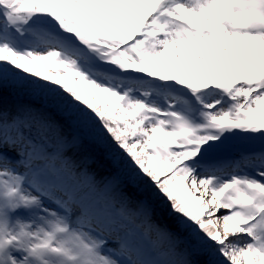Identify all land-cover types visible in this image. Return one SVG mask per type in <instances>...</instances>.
Instances as JSON below:
<instances>
[{"label": "rangeland", "instance_id": "rangeland-1", "mask_svg": "<svg viewBox=\"0 0 264 264\" xmlns=\"http://www.w3.org/2000/svg\"><path fill=\"white\" fill-rule=\"evenodd\" d=\"M33 1L66 10L80 24L93 18L89 35L124 41L123 47L99 51L70 43L79 52L63 46L53 30L37 43L10 50L8 30L18 21V28H27L30 17L22 11L30 12L26 6ZM169 1L0 0V63L10 58L24 66L20 98L50 107L47 93L57 91L67 103L64 116L78 114L116 133L114 150L107 154L116 181L135 187L141 177L152 178L184 210L182 220L196 238L190 250L210 251L222 264H264V147L251 149L256 136H264V14L255 15L251 1H244L235 9L231 36L211 34L199 44L204 30L182 7L167 11ZM217 1L204 6L218 15L204 16L210 27L224 20L225 8L216 7ZM217 36L226 39L214 41ZM113 61L136 76L98 69ZM21 112L32 126L40 120L29 115L28 106ZM41 125L55 140L56 127ZM29 156L23 148L0 144V264H151L149 249L141 252L143 246H135L126 230L100 217V226L92 223L94 215L78 206L87 202L80 195L53 199L48 190L46 195L32 189L31 169H39L40 161ZM249 184L256 189L249 190ZM118 202L128 198L121 194ZM215 218L226 232L203 234ZM149 236L152 241L155 232ZM162 247L167 250L166 243Z\"/></svg>", "mask_w": 264, "mask_h": 264}, {"label": "trees", "instance_id": "trees-1", "mask_svg": "<svg viewBox=\"0 0 264 264\" xmlns=\"http://www.w3.org/2000/svg\"><path fill=\"white\" fill-rule=\"evenodd\" d=\"M38 3L33 1L32 6H26L30 12L22 11L23 15L30 17L26 29L17 27L20 21L14 24L15 27L10 26L7 43L10 50L37 43L41 36L53 30L56 35H61L63 46L79 52L82 51L80 47L70 43L78 42L100 51L108 46H121L124 42H112V38L107 40V35L100 40L89 35L93 18L87 24H80L79 19L69 15L68 11ZM25 72L22 64L12 62L10 58L0 63V144L9 146L16 143L28 151L29 160L40 161V168L43 167L41 159L47 161L41 172L34 175L40 191H50L51 198L56 195L53 190L58 188L70 198L80 195L81 201L87 200L82 207L88 209L90 215L92 212L115 228L126 230L127 234L134 229L133 242L135 246H143L141 252L149 249L151 264H177V259L181 264H222L210 251L201 248L195 251L192 247L191 252L189 245L196 244V238L182 220L184 210L177 202L164 196L152 178L144 177L141 191L116 181L115 170L103 157L100 146L114 148L116 133L106 131L102 124L82 116L70 122L55 106L45 108L35 101L19 100L4 93L20 83ZM132 76H136V72L131 71ZM50 95L51 98L62 96L57 91ZM23 106L30 108V116H39L40 120L34 126L22 114ZM42 122L56 127L55 140L43 132ZM10 128L14 129L13 134L9 132ZM35 137L36 144L33 141ZM81 186L87 188L85 194L77 191ZM121 194L128 198L125 204L118 202ZM135 218L142 225L135 222ZM151 232H155V237L149 241ZM161 243L167 244L166 251Z\"/></svg>", "mask_w": 264, "mask_h": 264}, {"label": "bare ground", "instance_id": "bare-ground-1", "mask_svg": "<svg viewBox=\"0 0 264 264\" xmlns=\"http://www.w3.org/2000/svg\"><path fill=\"white\" fill-rule=\"evenodd\" d=\"M211 1L212 0H172V1H169L168 3H170L169 5H167V11L171 10L172 8L174 7H178L180 9V7H182L185 11V13L188 15L189 14V17L191 19H194V23H196L197 28H200L204 30V34L203 35H199V44H201L202 42L206 43V38L208 36H210L211 34L212 35H225L226 37H229L231 36L232 32H230V29L232 28V20L235 19V9H238L240 10L241 9V5L243 4V2H249L251 1L252 3V6L249 8L250 10H253L255 15L259 16L262 15L264 13V10L262 8V2L261 0H236L234 1L233 3L237 2V5L236 6H232L231 4H229L226 0H218L217 2L219 3V6L216 5V7L222 9L225 8L223 11L225 13V16H224V20L223 22L219 23V24H215L214 26L212 25V27H210L204 20V16H214L216 15V12L214 11L215 14H213L212 12V9H211ZM232 3V4H233ZM205 5H210L209 9L208 8H205L204 6ZM222 5V6H221ZM186 8H184V7ZM208 10V12H206ZM199 13L200 15L202 14V16H199L197 15L196 13ZM222 11V12H223ZM212 12V13H211ZM253 15V13H252ZM194 17V18H193ZM216 17H218V15H216ZM192 21V20H191ZM221 24V25H220ZM217 36L214 41H217L219 39H226L222 36L219 37ZM249 38H251L252 36H248ZM242 38H239L238 40H241ZM246 40V39H245ZM247 43H249L248 40H246ZM256 185L255 184H249L248 185V188L249 190H254L256 189ZM262 191H264V189H262ZM205 203H208V202H205ZM205 203L203 201H199V205L201 206H204ZM82 208V207H81ZM217 228H221L223 229V231L226 232V226L224 224V222H221L220 220L218 219H213V220H208V225L202 230L204 231L203 234L207 235L213 231H215ZM224 232V236H226L227 234Z\"/></svg>", "mask_w": 264, "mask_h": 264}, {"label": "water", "instance_id": "water-1", "mask_svg": "<svg viewBox=\"0 0 264 264\" xmlns=\"http://www.w3.org/2000/svg\"><path fill=\"white\" fill-rule=\"evenodd\" d=\"M128 44H129V42H128ZM121 47H123V46L121 45ZM98 69L100 71H102V72L107 73V74H111V75H115V76H120V77H123V78H126V77H128L130 75V72L127 69H125L117 61L101 63V64L98 65ZM24 76L25 75L23 74V79H22V81L20 83L18 82L17 85L12 86L10 89H7V91H5L4 93H7V94H9V96L14 97V98H17L19 100H26V101H32V102L35 101V102H37L38 104H40L41 106H43L45 108H53L55 106L58 109V111L60 112L61 116L64 117V118H67L68 120H70V122H73L74 120L80 119L79 118L80 115H78V114H71V115H68V116H64L62 113H63L64 106L67 103H65V101H63L62 99H60L58 97L51 98V95H50L49 92L47 93V98L50 100V102L52 101L51 102L52 105L50 107H47V106L42 105L40 99H33V98H30V97L20 98V92L23 89L24 81H25L24 80ZM255 139H256L255 140V144L251 147V149L260 150L261 148L264 147V136L258 135V136H256ZM100 146H101V151L103 152V157L105 158V160L108 159L107 162L109 163L110 160L107 157V154L110 151L114 150V148H111L109 146L108 147H105L103 145H100ZM241 150L246 151L247 150V147L242 148ZM115 173H116V170H115ZM122 183H124L125 185H127V186H129L131 188H134V189H136L138 191H141V189H143V178L142 177L139 180L138 185L135 186V187L132 186L128 182H122Z\"/></svg>", "mask_w": 264, "mask_h": 264}, {"label": "flooded vegetation", "instance_id": "flooded-vegetation-1", "mask_svg": "<svg viewBox=\"0 0 264 264\" xmlns=\"http://www.w3.org/2000/svg\"><path fill=\"white\" fill-rule=\"evenodd\" d=\"M51 195V194H50ZM52 196V195H51ZM54 197H55V195H53ZM54 197H53V199H54Z\"/></svg>", "mask_w": 264, "mask_h": 264}]
</instances>
